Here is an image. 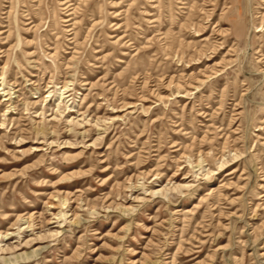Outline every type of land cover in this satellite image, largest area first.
I'll list each match as a JSON object with an SVG mask.
<instances>
[{
	"label": "rangeland",
	"instance_id": "obj_1",
	"mask_svg": "<svg viewBox=\"0 0 264 264\" xmlns=\"http://www.w3.org/2000/svg\"><path fill=\"white\" fill-rule=\"evenodd\" d=\"M0 264H264V0H0Z\"/></svg>",
	"mask_w": 264,
	"mask_h": 264
},
{
	"label": "bare ground",
	"instance_id": "obj_2",
	"mask_svg": "<svg viewBox=\"0 0 264 264\" xmlns=\"http://www.w3.org/2000/svg\"><path fill=\"white\" fill-rule=\"evenodd\" d=\"M64 87H67V86H64ZM63 88V87H62ZM65 89H63V91H64ZM6 100V99H5Z\"/></svg>",
	"mask_w": 264,
	"mask_h": 264
}]
</instances>
